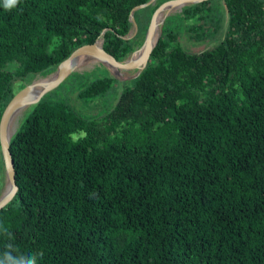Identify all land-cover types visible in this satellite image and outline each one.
I'll list each match as a JSON object with an SVG mask.
<instances>
[{
	"label": "trees",
	"instance_id": "obj_1",
	"mask_svg": "<svg viewBox=\"0 0 264 264\" xmlns=\"http://www.w3.org/2000/svg\"><path fill=\"white\" fill-rule=\"evenodd\" d=\"M150 1L0 0V117L79 46L125 60L168 0ZM159 30L131 79L101 62L79 84L105 97L93 115L43 95L10 137L0 225L42 264H264V0L186 4Z\"/></svg>",
	"mask_w": 264,
	"mask_h": 264
},
{
	"label": "water",
	"instance_id": "obj_2",
	"mask_svg": "<svg viewBox=\"0 0 264 264\" xmlns=\"http://www.w3.org/2000/svg\"><path fill=\"white\" fill-rule=\"evenodd\" d=\"M152 1L153 0H151L150 2H152ZM200 1H203V0H168V1H165L162 4H160L154 10V12L150 18V22H149V25H148V28H147V31L145 34L143 44L140 47V49L143 50L142 57L138 62H131L130 60H127V59H125L121 62L117 61L113 56H111L109 53H107L105 50H103V48L101 47V41H100L99 47L97 46L98 41H95L94 43L84 44V45L79 46L76 49H74L70 53V55L67 58H65L58 65L57 69L53 73L49 74L50 76L55 75L54 79L52 81L45 82L44 79H46V78H44L43 80L32 82V83L24 86L22 89L17 91L12 96V98L9 100V102L6 104L5 108L3 109L1 117H0V150H1L2 157H3L5 174H6V178H7L6 190L0 196V208H2L5 204H7L12 199V197L14 196V194L17 190V186L15 183V176H14L13 158H12L11 152L9 150V140H10V137L12 136V134H10V136L7 137L5 132H4L7 120L9 119V117L13 113V111L24 106V105H28V104L33 105V104L37 103L40 100V98L46 92H48L50 89L54 88L60 82H62L67 77V75L70 73V71L72 70L71 67H69V62L71 61V59H73L77 55H82V54L94 55V56L99 57L102 60V62L104 64H106V66H108V67L113 66L115 69H137L138 72H140L144 68V66L148 60V57L150 55V52H151L153 46L155 45V43L157 41V37H156V38H154L152 43L149 42L151 36L153 34H155V32L159 26L158 25L159 23L157 22V24H156V22H155V18L157 16V14H159V12L162 9L166 8L170 4L183 5V4L197 3ZM150 2H148V3H150ZM145 5L146 4L137 5V6L133 7L131 12H130V18L132 20L135 31L137 29V25H136V22L132 16V14L135 10H137V9H139ZM37 84H39V85L41 84L42 89L40 90V92L38 93V95L36 97L31 98V99H27L25 97L26 93L29 91L30 88H32L33 86H35Z\"/></svg>",
	"mask_w": 264,
	"mask_h": 264
},
{
	"label": "rangeland",
	"instance_id": "obj_3",
	"mask_svg": "<svg viewBox=\"0 0 264 264\" xmlns=\"http://www.w3.org/2000/svg\"><path fill=\"white\" fill-rule=\"evenodd\" d=\"M152 4H154V0H153ZM185 5L186 4H183V5L170 4L166 8L162 9L159 12V20H158L159 24L158 25L163 23L166 16L174 14L175 12L181 11V9ZM159 33H160V30H159V26H158V28L155 32V35L153 34L154 38L157 37V39H158ZM143 41H144V39H143ZM98 43L100 45V41H98ZM182 43L184 45L190 47L191 44H194V41L191 38H189L186 33H184L182 35ZM142 44L143 43L137 44L135 46V49L132 51V53L128 57H126L125 59L129 60L130 57L132 58V54L138 50L139 51L137 53H139L140 47L142 46ZM201 45H204V43L203 42L198 43L197 47H199ZM73 62L75 64H73L71 66L72 70L67 75V77L62 82H60L57 86H55L54 88H52L48 92H46L44 95H45V97L47 95V97L51 98V99H65V95H66L70 99V104L73 105V107L75 108V110L79 114H81L83 116H91L94 114V112L98 111L103 106L105 97H96L95 99L84 100L77 95L76 88L79 86L80 83L84 82L87 79H90L94 75L93 71H95V67H97L99 65V63L102 62V60L99 57L94 56V55L82 54L79 57V60H76ZM106 67L109 69L111 68L110 71L116 76V78H122L125 80H129L133 77L132 73H133L134 69H115L113 66H110V67L106 66ZM97 71H98V69H97ZM99 73L100 74L102 73V68H99V71L97 72V74H99ZM48 77H50V75H47L44 77L37 76V77L33 78L32 80H30V78H28V77H27V79H25L23 81L16 80L14 82V85H13L14 91L16 93L17 91L22 89L27 84H30V83L36 82V81H40V80H43L44 78H48ZM74 89H75V91H72ZM106 97H108V96H106ZM106 101L107 100H105V102ZM30 106L31 105H29V104L22 106L19 114L13 119V122H11V124H10L11 125L10 126V134H13L18 129V127L20 125L19 123H21L20 121H22V119L25 116V113L30 109ZM0 154H1V150H0ZM1 157H2V154H1ZM1 159H3V157ZM0 167H1V170H0V196H1L6 190L7 178H6V174H5L4 164L1 162H0Z\"/></svg>",
	"mask_w": 264,
	"mask_h": 264
},
{
	"label": "clouds",
	"instance_id": "obj_4",
	"mask_svg": "<svg viewBox=\"0 0 264 264\" xmlns=\"http://www.w3.org/2000/svg\"><path fill=\"white\" fill-rule=\"evenodd\" d=\"M19 4V0H3V7L12 10ZM76 138L73 137V140ZM0 236L6 239L5 248L0 252V264H42L44 253L36 250L22 252L14 242L13 233L3 225H0Z\"/></svg>",
	"mask_w": 264,
	"mask_h": 264
},
{
	"label": "bare ground",
	"instance_id": "obj_5",
	"mask_svg": "<svg viewBox=\"0 0 264 264\" xmlns=\"http://www.w3.org/2000/svg\"><path fill=\"white\" fill-rule=\"evenodd\" d=\"M158 20H159V14H158V15L156 16V18H155V22H156V24H157ZM154 35H155V34H154ZM153 40H154V36L152 35L151 38H150V40H149V42L152 43ZM138 51H139V50H138ZM138 51H136L135 53H133L132 58L130 57L129 60H130L131 62H138V61L141 59V57H142V53H143V50L140 49V52L137 53ZM135 54H136V55H135ZM80 56H81V55H77V56H75L73 59H71V61L69 62V67H71L73 64H75L73 61L79 60V57H80ZM110 69H111V68H110ZM54 76H55V75L50 76V77L44 79V81H45V82H47V81H52V80L54 79ZM33 88H34V89H33ZM41 89H42L41 84H40V85L37 84V85H35V86H33L32 88L29 89V91L26 93L25 97H26L27 99H31V98L36 97V96L38 95V93L40 92ZM21 108H22V107H20V108L14 110L13 113L10 115L9 119L7 120V123H6V125H5V129H4V132H5V134H6L7 137L10 136V126H11L10 124H11V122H13V119L19 114ZM25 114H26V113H25ZM20 122H21V121H20ZM19 124H20V123H19Z\"/></svg>",
	"mask_w": 264,
	"mask_h": 264
}]
</instances>
